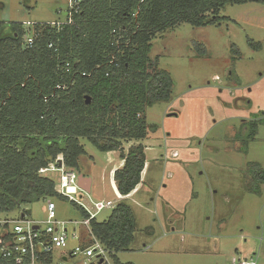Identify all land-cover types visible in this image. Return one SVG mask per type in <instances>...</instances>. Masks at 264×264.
Returning <instances> with one entry per match:
<instances>
[{
  "label": "rangeland",
  "instance_id": "rangeland-1",
  "mask_svg": "<svg viewBox=\"0 0 264 264\" xmlns=\"http://www.w3.org/2000/svg\"><path fill=\"white\" fill-rule=\"evenodd\" d=\"M63 10L56 0H0V23L9 29L10 24L58 22L65 18ZM219 18L205 27L181 23L152 39L150 57L158 58L157 69L170 74L173 88L169 102L145 110L147 135L141 143L146 164L141 184L130 194L120 196L109 177L114 164L123 166L118 156L112 162L111 155L79 140L85 155L75 173L92 177V199L120 201L134 214V240L116 254L121 264L249 259L264 264V184L255 192L248 189L251 164L264 168V3L227 5ZM194 44L203 45L206 56L197 55ZM135 144L124 142L123 148ZM59 175L48 174L55 182ZM48 202L55 206V220L66 223L65 251L74 249L89 229L68 200L41 198L0 212V218L29 211L27 218L42 222ZM112 209L102 210L95 220H107Z\"/></svg>",
  "mask_w": 264,
  "mask_h": 264
},
{
  "label": "trees",
  "instance_id": "trees-1",
  "mask_svg": "<svg viewBox=\"0 0 264 264\" xmlns=\"http://www.w3.org/2000/svg\"><path fill=\"white\" fill-rule=\"evenodd\" d=\"M246 3L264 0H84L70 24L37 28L29 49L21 24L6 29L0 23V212L41 198L67 200L38 171L58 155L78 171L85 155L80 139L101 153L118 152L123 166L113 179L120 196L130 194L146 164L145 110L169 102L173 88L170 74L150 57L152 39L181 23L214 24L225 6ZM194 49L206 56L203 45ZM124 142L136 144L125 151ZM250 174L248 189L255 192L264 184V168L252 163ZM135 228L132 210L120 201L107 220L90 221L113 264H121L116 254L128 250Z\"/></svg>",
  "mask_w": 264,
  "mask_h": 264
},
{
  "label": "built area",
  "instance_id": "built-area-1",
  "mask_svg": "<svg viewBox=\"0 0 264 264\" xmlns=\"http://www.w3.org/2000/svg\"><path fill=\"white\" fill-rule=\"evenodd\" d=\"M64 4L65 18L58 22L39 24L26 22L22 26H33L32 30L23 27V47L29 49L34 43L38 26L62 27L70 24L74 15L81 11L84 0H56ZM56 9V8H55ZM61 13V10H56ZM51 47V44H49ZM60 172L54 182V191L69 202L81 207L87 214L83 225L88 227V234L79 239L80 244L72 250L65 251L68 244V232L65 222L55 220V206L48 202L45 207L46 218L42 222H36L27 218L29 213L22 211L18 218H0V264H111L109 251L93 236L90 230V221L104 209L113 208L114 201L104 199L94 200L89 193L84 192L78 186L79 175L75 170L64 166L62 155H58L54 162L41 168L38 174L48 177V174ZM52 179V178H50ZM71 186L73 190H69ZM79 198V199H78ZM114 205V206H113ZM75 232V229L73 230ZM73 232V239L77 235ZM87 238V239H86ZM64 250V251H61ZM237 264H256L253 259L239 260Z\"/></svg>",
  "mask_w": 264,
  "mask_h": 264
},
{
  "label": "crops",
  "instance_id": "crops-1",
  "mask_svg": "<svg viewBox=\"0 0 264 264\" xmlns=\"http://www.w3.org/2000/svg\"><path fill=\"white\" fill-rule=\"evenodd\" d=\"M107 155H111L112 156V158H111V161L113 162L114 161V159H116V157L118 156V153L117 152H109V153H106ZM110 158V157H109ZM117 160H119V162H117V164L118 163H123V161L119 158V156H118V159ZM115 164L113 165V171H111V172H109V177L111 178V179H113V173H114V171L117 169V167L115 168ZM142 176V175H141ZM88 178L90 179V190H91V185H92V177L90 176V175H88ZM141 180H142V177H141ZM141 184V183H140ZM139 184V185H140ZM138 185V186H139Z\"/></svg>",
  "mask_w": 264,
  "mask_h": 264
},
{
  "label": "water",
  "instance_id": "water-1",
  "mask_svg": "<svg viewBox=\"0 0 264 264\" xmlns=\"http://www.w3.org/2000/svg\"><path fill=\"white\" fill-rule=\"evenodd\" d=\"M87 103L89 100L86 101ZM79 188L83 190L84 192L89 193L90 192V179L89 178H84L82 176H79ZM29 213V211H27Z\"/></svg>",
  "mask_w": 264,
  "mask_h": 264
}]
</instances>
